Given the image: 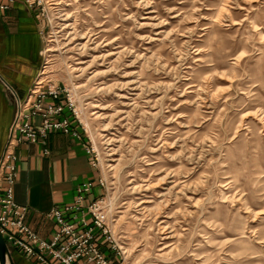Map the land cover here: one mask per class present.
<instances>
[{
	"label": "rangeland",
	"instance_id": "obj_1",
	"mask_svg": "<svg viewBox=\"0 0 264 264\" xmlns=\"http://www.w3.org/2000/svg\"><path fill=\"white\" fill-rule=\"evenodd\" d=\"M42 8L125 264H264V0Z\"/></svg>",
	"mask_w": 264,
	"mask_h": 264
},
{
	"label": "crops",
	"instance_id": "obj_2",
	"mask_svg": "<svg viewBox=\"0 0 264 264\" xmlns=\"http://www.w3.org/2000/svg\"><path fill=\"white\" fill-rule=\"evenodd\" d=\"M5 0H0V5ZM44 22L39 9L30 10L22 2L10 9H0V163L10 136L16 113V99H24L37 81L43 64L45 46ZM51 103V100H47ZM56 104L66 106L65 99ZM59 119L72 121L78 133L60 130L49 132L46 144H22L16 149L19 156L18 176L14 185L17 204L27 207L26 224L42 239L51 240L59 225L50 213L58 209L69 218L66 208L73 205L78 188L91 183L85 204L89 205L105 194L102 175L90 151L88 135L66 107ZM37 125L42 118L36 119ZM0 170V188L4 186ZM106 255H112L109 247ZM15 264H39L27 254L12 251Z\"/></svg>",
	"mask_w": 264,
	"mask_h": 264
},
{
	"label": "built area",
	"instance_id": "obj_3",
	"mask_svg": "<svg viewBox=\"0 0 264 264\" xmlns=\"http://www.w3.org/2000/svg\"><path fill=\"white\" fill-rule=\"evenodd\" d=\"M43 1L5 0L0 9L8 10L13 4L22 2L28 9H39L41 13ZM63 98L66 106L56 104V101ZM47 100H51V103ZM15 102L16 113L0 163V170L5 177L4 186L0 188V233L11 251L19 250L39 264H125L124 252L112 237L103 198L89 205L85 204L93 186L91 183L78 188L75 202L66 208L69 218L58 209L50 213L59 225L58 232L51 240L42 239L26 224L28 208L17 204L14 196L18 176L17 147L26 143L46 144L51 130L77 136L78 133L72 129V121L57 118L66 107L71 110L85 133L86 130L73 108L67 90L55 84L36 81L29 94L24 99L18 97ZM38 117L42 118L40 125L36 123ZM90 151L92 152L91 146ZM100 184L105 188L103 179H100ZM106 246L110 248L112 255H106Z\"/></svg>",
	"mask_w": 264,
	"mask_h": 264
},
{
	"label": "water",
	"instance_id": "obj_4",
	"mask_svg": "<svg viewBox=\"0 0 264 264\" xmlns=\"http://www.w3.org/2000/svg\"><path fill=\"white\" fill-rule=\"evenodd\" d=\"M0 264H15L13 254L0 233Z\"/></svg>",
	"mask_w": 264,
	"mask_h": 264
},
{
	"label": "bare ground",
	"instance_id": "obj_5",
	"mask_svg": "<svg viewBox=\"0 0 264 264\" xmlns=\"http://www.w3.org/2000/svg\"><path fill=\"white\" fill-rule=\"evenodd\" d=\"M90 41H92V39H90ZM81 68H82V67H80V68H74V69H75V70L78 69L79 71H81ZM82 71H83V70H82Z\"/></svg>",
	"mask_w": 264,
	"mask_h": 264
}]
</instances>
